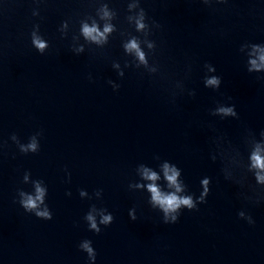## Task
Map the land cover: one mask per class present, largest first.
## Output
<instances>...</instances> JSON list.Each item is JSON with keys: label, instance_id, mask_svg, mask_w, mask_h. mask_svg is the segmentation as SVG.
<instances>
[{"label": "water", "instance_id": "1", "mask_svg": "<svg viewBox=\"0 0 264 264\" xmlns=\"http://www.w3.org/2000/svg\"><path fill=\"white\" fill-rule=\"evenodd\" d=\"M260 49L264 0H0V264H264Z\"/></svg>", "mask_w": 264, "mask_h": 264}, {"label": "clouds", "instance_id": "2", "mask_svg": "<svg viewBox=\"0 0 264 264\" xmlns=\"http://www.w3.org/2000/svg\"><path fill=\"white\" fill-rule=\"evenodd\" d=\"M140 28H143V24L140 23L138 25ZM110 27H106L105 31H110ZM97 32V29L95 28H89L87 25H85L84 27V33L86 36L92 37L93 39H96V36H93V33ZM99 35H103L102 33H99ZM34 43L36 44V46L42 51L46 45L44 42H42L41 40H39L38 38L34 41ZM127 48L129 51L135 49L140 60L144 61V53L142 51H140L138 44L136 43V41H132L130 44L127 45ZM259 61L260 63L257 62V60L253 59L251 61V65L252 68L254 69H260L262 67H264V49H260V55H259ZM212 71H215V69H210ZM251 70V69H250ZM206 84L208 86H219L220 84V80L213 76L209 79L206 80ZM220 113H223L225 115H235V112L233 111L232 108H219L217 110ZM30 148H32L33 150H35L36 145L33 143L31 145H29ZM253 160V166L257 167L261 170H264V157H261L259 155V150H257L256 153L253 154L252 157ZM165 175L167 177V180L170 182V184L175 185L177 191H180V185L177 183V176L179 175V172L176 170V168H169L167 165H165ZM145 176L148 177L149 179L155 180L156 174L155 173H150L148 170H145ZM257 178L260 181H264V175H261L260 173H257ZM204 183L206 184L207 181H204ZM149 188L152 190L153 193V200L156 201L157 203H159L165 210V212H175L181 205H185L187 206L189 209H192L195 207L193 200L191 197H178L175 193L168 195V196H163L161 195V193L152 185H149ZM38 193H40L39 196H37L35 199L32 198L31 196H29L23 203L25 208L27 209H32L36 207V200L38 199H42V195H43V191L41 189H37ZM38 215H42V216H46L48 215L47 212H43V213H38ZM242 215V214H241ZM88 219L92 222L91 223V227L97 229V231H99V229L97 228L95 219L89 215ZM111 216H106L104 217V222L107 223L111 220ZM175 219V217H174ZM90 254H92L93 250L91 249V247H89L88 243H85L83 245ZM94 258V257H93Z\"/></svg>", "mask_w": 264, "mask_h": 264}]
</instances>
